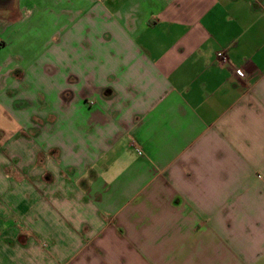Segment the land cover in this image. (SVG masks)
<instances>
[{
  "label": "crops",
  "instance_id": "crops-1",
  "mask_svg": "<svg viewBox=\"0 0 264 264\" xmlns=\"http://www.w3.org/2000/svg\"><path fill=\"white\" fill-rule=\"evenodd\" d=\"M0 119V264H264V0H0Z\"/></svg>",
  "mask_w": 264,
  "mask_h": 264
},
{
  "label": "built area",
  "instance_id": "built-area-1",
  "mask_svg": "<svg viewBox=\"0 0 264 264\" xmlns=\"http://www.w3.org/2000/svg\"><path fill=\"white\" fill-rule=\"evenodd\" d=\"M218 56L224 61L227 62L228 61V56L223 53V52H218Z\"/></svg>",
  "mask_w": 264,
  "mask_h": 264
},
{
  "label": "rangeland",
  "instance_id": "rangeland-1",
  "mask_svg": "<svg viewBox=\"0 0 264 264\" xmlns=\"http://www.w3.org/2000/svg\"><path fill=\"white\" fill-rule=\"evenodd\" d=\"M0 121H1V119H0Z\"/></svg>",
  "mask_w": 264,
  "mask_h": 264
}]
</instances>
